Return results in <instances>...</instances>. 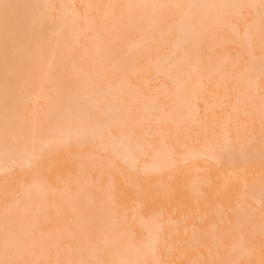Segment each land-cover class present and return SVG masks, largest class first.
<instances>
[{
	"label": "snow or ice",
	"instance_id": "1",
	"mask_svg": "<svg viewBox=\"0 0 264 264\" xmlns=\"http://www.w3.org/2000/svg\"><path fill=\"white\" fill-rule=\"evenodd\" d=\"M0 264H264V0H0Z\"/></svg>",
	"mask_w": 264,
	"mask_h": 264
},
{
	"label": "bare ground",
	"instance_id": "2",
	"mask_svg": "<svg viewBox=\"0 0 264 264\" xmlns=\"http://www.w3.org/2000/svg\"><path fill=\"white\" fill-rule=\"evenodd\" d=\"M15 3H32V2H41V0H12ZM58 2H69V3H77L84 4L89 2H95V0H58Z\"/></svg>",
	"mask_w": 264,
	"mask_h": 264
}]
</instances>
